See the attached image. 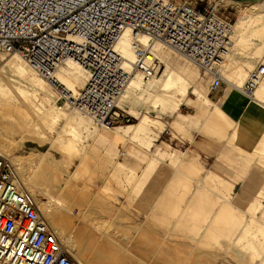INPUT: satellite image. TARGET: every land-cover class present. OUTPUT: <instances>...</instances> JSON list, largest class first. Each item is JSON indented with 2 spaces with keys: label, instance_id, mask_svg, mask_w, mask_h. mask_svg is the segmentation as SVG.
I'll return each instance as SVG.
<instances>
[{
  "label": "bare ground",
  "instance_id": "bare-ground-1",
  "mask_svg": "<svg viewBox=\"0 0 264 264\" xmlns=\"http://www.w3.org/2000/svg\"><path fill=\"white\" fill-rule=\"evenodd\" d=\"M222 2L227 1L222 0ZM263 17V10H255L253 6L250 7L249 5L234 22L232 48L229 54L225 56V62L221 68L222 78L226 82L228 89H226L223 95L215 102L207 96V90L200 89L185 76V72L187 71L186 68H188L187 66L183 69L182 67L177 69L175 67L171 68L172 66H170V63L166 64L168 53L165 52V49H167L168 46L166 47L159 39L150 38L146 34L133 37L129 32H125L117 44V50L124 58L127 69H129L130 64L134 61V53L132 51V44L134 42L150 50L152 54L150 58L154 60L158 59L159 62L164 63L165 67L160 77L154 80H150V78L144 80L140 74L136 72L132 73L126 87L116 102L117 108L122 109L125 105L135 107L136 105H143L149 102L151 104H160L162 109L164 108L165 110L174 112L177 107L182 104L190 90L191 94L195 96L197 110L206 112L209 116L206 118V120L209 118L208 122L214 125H221V123L225 124L224 132L220 133L222 138L228 140L233 139L235 143H242L244 141L243 138H254V136L264 128V78L255 90L253 96H250L248 99H242L237 96H243L240 92V88L246 79L247 72L254 67L253 65L257 61L264 58ZM258 21L262 22L259 24ZM253 59L255 61H251ZM3 69L8 70L13 77L28 85L30 89L26 90V87L21 88L20 85H18L20 87L13 88L10 84L8 86L7 82V84H2L1 82L4 81L1 75ZM0 75V107L8 110L9 119H12V121H10L18 125L16 129L17 134L27 135L31 133L35 130L36 126H39L38 122H36L37 120L53 122L62 119L66 127L62 123L64 127L60 130L69 132V135L64 134L69 137L63 139V135H61L57 129L56 132H58L56 135L54 137L50 136L52 138L51 147L53 144L55 145L58 143L59 146L63 147L69 153H72V155L79 156L81 160L79 163L83 166L82 171H84L86 167H84L86 155L90 152H98V149L92 148V146L89 149L87 145L89 143L86 142H90V140L97 142V145L101 146L102 152L107 155V157H112L116 154V141L125 140L129 143L142 144L145 146V150H149L153 144V140L158 136L157 133L164 128V124L161 121L152 119L147 115H141L134 124L117 126L114 128L100 127V129H95L96 127L78 111L73 109L72 111H66L63 107L55 105L53 93L44 80L33 73L17 54L1 55ZM193 75H196V73ZM86 77V70L71 62H66L65 65L58 68L54 74L55 81L58 86L61 87L62 92L71 97L75 96L78 90L83 87ZM135 114H138L137 111H135ZM3 117L4 116H2V118ZM6 123L9 124V121ZM8 124H6V127ZM174 124H178L177 121H174ZM153 129H155L156 132L153 131ZM229 131H231L230 134ZM84 144H86V146ZM202 148L210 152L208 147ZM46 151L41 152L40 155L33 160L31 165H41L47 158V154H50ZM260 151L264 155V147L261 148ZM166 153L167 152L164 151H157L155 154L151 153L145 161L146 165L144 169H142L141 174L138 176L120 161H114L112 163L110 173L114 178L119 175H126L131 181L135 178L134 175L136 176L133 183L134 186L132 185L133 187L130 185L133 181L127 183L133 188H131L133 191L140 192L141 194L144 192L149 193V198L153 197V210L148 209L149 211L151 210L149 215L161 216L163 220H167L168 217L171 216L175 217L177 222L169 224V222L166 221L163 225L166 231L167 229L183 231L190 229L195 236L201 237V239L202 237L213 239L214 242L223 248L225 254L234 252L240 259H243L245 254H248L251 263L264 264V207H261L260 217H255L254 211L259 208V202L250 201L249 204L245 206V210H242L236 206L238 199H236V204H234L231 200L224 198L221 194L209 188L207 186L208 183L216 182V184H219L220 181H217L218 177H214L213 175L202 176L199 174V172L203 170V166L198 161L199 154L197 152L190 153L186 151L185 153H180L173 150L172 153L167 156L174 170L171 177L173 178L175 173L179 174L180 177L173 180L174 183H170L168 189L164 190L162 187V192L163 190L164 192L161 195L160 187L157 186L156 188L153 186L155 182L154 175L158 160L161 159L162 156L167 155ZM168 153H170V151ZM0 157L6 159V162L13 170L17 184L23 187L25 193L27 192L26 194L38 208L41 216L55 233L62 248L73 260L78 264H100V262L88 258V255H86L87 253H85L80 244L76 242L75 237L67 234L68 231L65 232L63 213H71L72 211V209L69 211V207L65 200L58 196H51L48 193L49 187L44 186L42 192L45 193L44 196L46 195L44 198L46 199L47 197L48 200L42 201L38 199L35 194V190L37 191L34 179L35 173L29 175L26 169V161L22 163V158L20 159L18 156L11 155L10 147L1 141ZM30 160L31 159L28 161L30 162ZM174 164L178 165L179 168H176ZM171 165H169V168H171ZM75 169H78V166ZM181 170L184 172L198 173V175L197 177H191L188 176V173L185 174ZM122 177L121 179H123ZM158 177L160 176H157V178ZM165 177V175L161 176L160 180L165 181L167 179H165ZM121 179L120 181H122ZM169 180L172 179L170 178ZM125 181L126 180H123L122 183ZM68 183L70 182L68 181L67 184ZM178 183H180L183 189H180L179 192L175 194L174 190L177 188ZM196 183L197 185L194 186ZM224 187L225 185H223V188ZM107 188L104 187V189ZM205 192H210L218 199V203H212L211 210L204 209L203 207H195L201 206V204L202 206L207 205L203 204ZM155 196L156 199L154 200ZM237 197L238 196H236V198ZM171 201H175L173 206L166 208L165 205H169ZM240 213L245 215V220L236 228L239 222L238 214ZM181 220L191 222V224L189 226L180 225ZM109 222L110 220H107L101 224L98 222L94 224L93 228L99 234L95 246L98 247V249H103L117 245L121 246L125 251H130L129 243L131 241V236L124 235L121 237L120 233L111 232L109 230L111 227ZM236 230H238V232H236ZM233 235V239L230 240ZM218 236H223L228 241L219 242L217 239ZM198 237L196 240H199ZM199 243L201 242L199 241ZM157 245L161 246L162 240ZM234 245L244 249V251H235L232 248ZM164 254L167 256H164ZM137 258L143 260L144 264H186L187 262V257L175 258L167 254V251H164L162 247L151 251L149 250L147 251V255H140Z\"/></svg>",
  "mask_w": 264,
  "mask_h": 264
},
{
  "label": "built area",
  "instance_id": "built-area-1",
  "mask_svg": "<svg viewBox=\"0 0 264 264\" xmlns=\"http://www.w3.org/2000/svg\"><path fill=\"white\" fill-rule=\"evenodd\" d=\"M202 2V0H198ZM184 0H0V56L17 54L58 95L57 101L85 116L95 127L130 123L116 102L132 73L144 80L157 72L151 51L132 44L129 69L117 50L125 32L159 39L197 65L209 80V93L223 85L221 68L232 48L233 26L217 4ZM71 62L86 70L73 97L55 81ZM264 78V64L247 72L240 88L253 96ZM123 157V152L120 153ZM0 264H78L62 248L38 208L0 157Z\"/></svg>",
  "mask_w": 264,
  "mask_h": 264
},
{
  "label": "rangeland",
  "instance_id": "rangeland-1",
  "mask_svg": "<svg viewBox=\"0 0 264 264\" xmlns=\"http://www.w3.org/2000/svg\"><path fill=\"white\" fill-rule=\"evenodd\" d=\"M174 1L182 2L184 0H174ZM192 1L196 2L195 6L198 9L204 6L203 2L205 1L213 2L214 4L216 3L217 13L220 16L230 20L232 26L234 25L236 19L241 16V14L244 12L246 8L249 7V5L250 7L253 6V9L255 10L264 11V0H226L227 2H222V0H202V2H199L198 0H192ZM258 22L260 24V22L262 21H258ZM167 49H165L166 50L165 52L168 53L166 57V61H167L166 64L170 63V66H172L171 68L175 67L177 69H180V67H182L183 69L185 66H187L188 68H186L187 71L185 72V76L188 79H190L193 83H195L200 89L207 90V96L213 102H215L219 97H221L225 92V90L228 89L226 82L223 80L224 83L221 86L219 92L217 94H210L208 90L209 80L208 78L202 75L198 66L193 64L192 62H190L189 60H187L186 58H184L182 55L175 52L171 48L167 47ZM251 61H255V60L253 59ZM0 63H1V56H0ZM258 63L264 64V58H262L260 61H257L253 66H256ZM155 65L157 66V72L153 76V78L152 77L150 78V80L158 79L162 74V72L164 71L165 65L164 63L159 62L158 59H156ZM195 73L196 75H193ZM1 75L2 78L4 79V81L1 82L2 84L8 83L7 85L9 86L10 84L11 87L13 86V88L21 86V88L26 87L25 88L26 90L30 89L28 85L24 84L23 82L13 77L12 74L6 69L2 70ZM49 89L53 93V101L55 105L59 107H63L66 111H72L71 107L66 105H65L66 107L63 106V102L61 101L56 102L58 98L57 93L52 88L49 87ZM237 97H240L242 99L250 98L247 96L246 97L237 96ZM121 110H123L130 117V123L125 125L134 124L138 121V117H140L141 115H147L152 119L161 121L164 124L163 131L162 130H161L162 132L159 131L161 132L160 134L159 132L157 133L159 137L157 136L155 140H153L152 142L153 144L149 150H145L146 148L142 144L138 145L135 143H129L125 140L116 141L117 150L115 151L116 154L112 157H107V155H105L102 152L101 146L97 145V142L90 140V142L89 141L86 142L89 143L87 144L88 148L90 149L92 146V148L98 149V152H90L89 154L86 155L84 159L85 160L84 167L85 166L86 167L84 168V171H82L83 166H81V163H79L81 161L79 156L72 155V153H69L63 147L59 146L58 143H56L55 145L53 144L54 147L53 146L51 147L52 138L50 136L54 137L58 131L60 132L61 135H63L62 136L63 139L69 137V136H65V135H69V132H64L60 130L65 125L62 119H58L53 122L44 120L46 123L43 120L42 121L37 120L36 122H38L39 126H36L35 130H33L31 133H28L27 135L26 134L20 135L19 133L17 134L16 132L18 125L13 124L11 122L12 119H9L10 118L9 111L3 109V107H0V124H2L0 125V141L10 147L11 155L18 156L20 157V159L22 158L21 159L22 163H25L26 161V165H27L26 169L29 175L31 173L32 175L35 173L34 175L35 177L34 179L36 183L35 187L38 191L37 192L35 190V194L37 195V198L42 201L48 200L47 197L46 199L44 198L46 195L44 196L45 193H43L42 191L44 187H49L48 191L50 190L52 194H54V192L57 191L58 194L56 193L57 195L54 196L56 197L58 196L59 198L64 199L69 207V211H71L72 209L71 213H63L65 232L66 231L69 232V233L67 232V234L74 236V215H73L74 199L77 192L80 193L81 190H84L89 194H91L95 199L102 197L104 201H107L108 203L119 205L123 212V214L117 220V223L120 226L119 233L121 237H123L124 235H129V233H131L130 229L133 227L134 223L128 216V209L124 207L123 204L129 201V199H127L128 197L127 191L130 188L131 184L129 185V183L127 182H130L131 180L128 179L126 175H119L116 178H114L111 174H109L112 169V163L114 161H120L127 165L136 163L138 164L137 167H139L136 170V172L140 173L141 172L140 168H143L146 165L145 164L146 162L143 161V158L145 157L148 158L151 155V153L155 154L157 153V151L167 152L166 153L167 155H164L162 157L160 156L161 159H159L160 161L158 160V162L160 163L157 162V166L155 168V175H154L155 182L153 186H155L156 188L157 186L160 187L159 189L161 190V195L164 192V190L168 189V185L172 183L173 180H176L177 177L178 178L180 177V175L177 173H175L173 178L171 177L174 170L172 165L170 164L169 157L167 156H169L173 150L180 153L181 152L185 153L186 151L190 153L197 152L199 154V159H198L199 163L205 169L212 171L217 176L230 183L232 185V189H231V185L229 184L225 185L224 188L219 187V185H215L213 183L212 184L210 183L207 186L211 188L213 191H216L219 194H221L224 198L231 200L232 202H234V204H236V199H238L236 206H238L242 210H245L244 209L246 208L245 206H247L251 200L255 201L256 203L259 202L260 203L258 205L259 208L254 211V216L260 217V211L262 209L261 207H264V192H260L257 194L258 190L256 187L264 183V174H259L258 176L259 180L257 181V183L251 184V182L254 179V174H256L257 172H264V155L260 151L261 148L264 147V128L260 132H258L254 136V138H243L244 141L242 143H235L233 139L228 140L222 138L220 136V133L224 132L225 124L221 123V125H214L213 123L208 122L209 118L208 120H206V118L209 116L206 114V112L197 110L195 96L191 94L190 90L188 91L182 104L179 105L174 112H170L168 110H165L164 108L162 109L160 104L157 103L151 104L149 102H146L143 105L140 104L136 105L135 107L125 105L124 108H122ZM135 111H137L138 113L137 115L135 114ZM2 116L4 117L2 118ZM7 121H9V124L6 123ZM174 121H177L178 124H174ZM62 123L64 125H62ZM6 124H8L9 126L7 125L6 127ZM57 129L58 131L56 132ZM95 129H100V127H96ZM153 131L156 132L155 129H153ZM230 132L231 131H229V134ZM84 145L86 146V144ZM164 146L165 147L167 146L166 147L167 149ZM202 147H208V150L210 152L204 150ZM202 150L206 153H204ZM44 151L50 153L47 154V158L45 159L46 161L44 160L42 164L39 166L31 165L33 160L38 155H40L41 152ZM130 151H135L136 153H134V155L132 156H128L127 153ZM169 151L170 153H168ZM121 152L124 153L123 157L120 156ZM29 159H31L32 161L30 160L29 162L28 161ZM28 163L30 166L28 165ZM169 165H171V168H169ZM77 166L80 171L78 169H75L77 168ZM174 166L176 168H179L178 165L176 164H174ZM169 172L171 175L169 174ZM75 173L78 174L76 175ZM184 173L185 174L188 173V176L191 177H197L198 175V173H192V172H184ZM200 173L201 172H199V174ZM161 174L165 175L166 176L165 179L167 178L168 180L166 179L165 181H161L160 178L161 176H163ZM156 175L160 176L158 177L159 180ZM121 177L123 179H121ZM134 177L136 176L134 175ZM119 178L122 181L126 180L124 184L122 183V181H120ZM170 178L172 180H169ZM68 181L70 183L67 184ZM99 182L103 183L102 187L98 186ZM111 183L114 184L116 191L111 190L110 188ZM108 185H109V190L104 189V187L106 188V186ZM177 185H178L177 188H175L174 190L175 194H177L180 189H183V187L180 186V183H178ZM195 185H197V183L194 184V186ZM162 187L164 188L163 192H162ZM21 188L24 191L23 187ZM133 192L135 196L141 195L140 192H135V191ZM147 195L148 197L150 196L149 193H147ZM236 196H238L239 198L238 197L236 198ZM150 198H148V202L146 206V211L148 215L146 216L145 219L146 223L144 224V229L143 230L141 229V231L138 232V237L140 236L139 239L141 240V242H143L142 249L151 251L162 247L164 251H167V254H170L175 258L187 257L186 264H253L249 261L250 258L248 254L247 255L245 254L246 256L245 255L243 256L245 259L244 258L240 259L236 253H235L236 255L234 254V252L225 254L223 252V248L219 246L216 242H214L213 239L208 237L206 238L202 237L201 239V237L195 236L190 231V229L186 231L167 229L166 231V229L164 228L165 226H163L166 221H168L169 224L175 223L177 221L175 220V217L172 216L168 217L167 220H163V218L161 216L159 217L158 215H155V217L150 216L149 213L151 210L149 211L148 209H152L154 205L153 197L151 199ZM155 199L156 196L154 197V200ZM174 202L172 201L169 202V205H165L166 208L172 207ZM203 202H204L203 204H207V205L202 206L201 204V206H195V207H203L204 209L211 210L212 203L213 202L218 203V199L215 198L210 192H205V197L203 198ZM240 202L243 207L241 206ZM238 215H239V222L237 223L236 228H238L245 220L244 214L240 213ZM180 223H181L180 225H186V226H189L191 224V222H186L184 220H181ZM236 232H238V230H236ZM197 237L199 238V240H196ZM233 237L234 235L231 236L230 240H232ZM217 239L219 242L228 241L223 236H218ZM161 240H162V245L158 246L157 244H159ZM199 241L201 243H199ZM89 245L91 246L93 245L95 248L94 244H88L87 246ZM232 248L235 251L237 250L244 251V249H241L235 245ZM86 255H88L87 256L88 258H92L94 261L100 262V264H107V262L109 261L108 259H110L106 255H96V254H86ZM164 256L167 255L164 254ZM124 257H128V256H124Z\"/></svg>",
  "mask_w": 264,
  "mask_h": 264
},
{
  "label": "crops",
  "instance_id": "crops-1",
  "mask_svg": "<svg viewBox=\"0 0 264 264\" xmlns=\"http://www.w3.org/2000/svg\"><path fill=\"white\" fill-rule=\"evenodd\" d=\"M219 92V91H218ZM217 92V93H218ZM216 93V94H217ZM163 131V130H162ZM161 131V132H162ZM159 132V134L161 133ZM159 137V135H158ZM203 151V150H202ZM204 152V151H203ZM136 153L135 151L128 152V156H132ZM206 153V152H204ZM136 155V154H135ZM147 157L143 158V161H146ZM199 159V158H198ZM127 168L134 171L135 175H140L141 172H136V170L139 168L137 167L138 164L133 163L131 165H127L123 163ZM141 171L143 168H140ZM111 174V173H109ZM259 174H264V172H257L254 174V179L252 180L251 184L257 183L259 180ZM200 175H213L214 177H218L217 181H220L219 184H216V182H211V184L219 185V187H223V185H231L227 181L223 180L219 176H217L215 173H213L210 170H207L203 167V170L201 171ZM136 179V177L134 178ZM134 179L131 181V186H134ZM102 182L98 183V186L102 187ZM124 184V183H123ZM158 184V182H157ZM210 183H208L209 185ZM128 189V197L129 201L127 203H124L123 206L128 209V216L132 220L133 227L130 229L129 235L131 236V241L129 245L130 251H125L121 246H111L106 247L103 249H98V247L92 245L87 246L88 244H94L96 245V240L99 238V234L94 230L93 226L96 222L99 224L110 220L111 227L109 230L111 232L119 233V224L117 223L118 218L123 214L122 209L117 204H111L107 201H104L102 197H99L98 199H95L91 194L88 192L81 190V192H77L75 199H74V206H73V215H74V237L76 239V242L82 247L85 253L87 254H96V255H106L110 259L107 262V264H144L143 260H139L137 258L138 256H145L147 255V251L145 249H142L143 242L138 237V232L141 231V229H144V224L146 223V216L148 215L145 207L147 206L148 202V195L147 193H142L141 195H134L133 192V186ZM108 187V188H107ZM106 190H109V185L106 186ZM110 188L113 191H116L114 184H110ZM132 188V189H131ZM258 192H264V183H262L260 186L256 187ZM232 189V185H231ZM48 193L51 196L57 195V191L54 192V194L51 193L49 190ZM57 193V194H56ZM126 202V201H125ZM251 202H253L251 200ZM146 211V213H145ZM152 217H155V215H150ZM160 217V216H159ZM96 249V250H94ZM128 256V257H124ZM107 257V258H108Z\"/></svg>",
  "mask_w": 264,
  "mask_h": 264
}]
</instances>
